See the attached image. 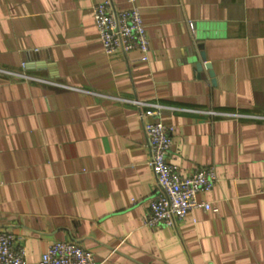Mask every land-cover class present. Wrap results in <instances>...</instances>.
Masks as SVG:
<instances>
[{"label": "crops", "instance_id": "obj_1", "mask_svg": "<svg viewBox=\"0 0 264 264\" xmlns=\"http://www.w3.org/2000/svg\"><path fill=\"white\" fill-rule=\"evenodd\" d=\"M98 1L0 0V231L26 264L53 242L99 264H264V0H137L147 61L103 53ZM156 122L178 173L214 167L197 200L217 212L144 225Z\"/></svg>", "mask_w": 264, "mask_h": 264}, {"label": "built area", "instance_id": "obj_2", "mask_svg": "<svg viewBox=\"0 0 264 264\" xmlns=\"http://www.w3.org/2000/svg\"><path fill=\"white\" fill-rule=\"evenodd\" d=\"M128 8L116 10L111 0H100L92 8L93 22L105 55L115 52L127 54L137 51L141 60H148L149 38L142 22L137 0H125ZM0 73L7 74L3 70ZM10 74V73H9ZM30 79L24 75H18ZM32 79V78H31ZM140 105L139 102H134ZM209 117H241L238 114L200 111ZM143 130L149 152L148 165L152 170L157 192L149 201L145 226L174 227L189 212L200 208L206 212L218 209L208 202L198 201L197 195L211 191L217 179L213 166L200 167L187 175H181L167 162L172 145L174 128L161 122L144 123ZM264 187V182H263ZM264 189V188H263ZM264 193V190H263ZM25 250L15 245L9 232L0 231V264H26ZM38 264H99L93 253L70 242H53L41 255Z\"/></svg>", "mask_w": 264, "mask_h": 264}, {"label": "water", "instance_id": "obj_3", "mask_svg": "<svg viewBox=\"0 0 264 264\" xmlns=\"http://www.w3.org/2000/svg\"><path fill=\"white\" fill-rule=\"evenodd\" d=\"M198 70L202 69L200 63L196 66ZM204 68L208 71V75L213 78V72L211 70V66L210 64H208L207 62H204Z\"/></svg>", "mask_w": 264, "mask_h": 264}]
</instances>
